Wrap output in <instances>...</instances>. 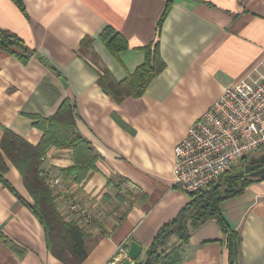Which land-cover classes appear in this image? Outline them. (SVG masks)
Returning a JSON list of instances; mask_svg holds the SVG:
<instances>
[{
  "label": "crops",
  "instance_id": "1",
  "mask_svg": "<svg viewBox=\"0 0 264 264\" xmlns=\"http://www.w3.org/2000/svg\"><path fill=\"white\" fill-rule=\"evenodd\" d=\"M168 1L172 7L159 28ZM0 0V28L19 35L34 55L24 63L0 47V139L9 128L38 144L32 115L47 117L70 99L78 133L97 155L96 169L77 181L69 147L52 146L44 172L66 182L90 217L69 215L66 195L53 189L57 209L89 234L81 264H114L131 241L141 261L160 226L189 197L173 177L174 149L225 87L264 73V0ZM116 28L129 47L112 54L100 35ZM93 39L98 63L80 52ZM156 39L166 68L139 98L117 101L98 80L107 68L123 81L146 61ZM6 178L33 204L16 166ZM223 215L241 236V263L264 264V178L223 202ZM178 264H229L226 235L215 218L191 231ZM174 235L171 243L177 242ZM123 250V252H121ZM0 264H77L47 246L36 214L0 181Z\"/></svg>",
  "mask_w": 264,
  "mask_h": 264
},
{
  "label": "trees",
  "instance_id": "2",
  "mask_svg": "<svg viewBox=\"0 0 264 264\" xmlns=\"http://www.w3.org/2000/svg\"><path fill=\"white\" fill-rule=\"evenodd\" d=\"M24 11L23 0H13ZM172 1H168L159 28L168 15ZM112 54H119L128 49L127 39L112 26H107L100 35ZM80 52L98 63V56L92 49L93 39H82ZM0 47L27 63L34 55V50L15 32L0 28ZM146 61L123 81L115 80L112 73L103 69L99 77L101 87L117 101L127 96L139 98L145 94L149 84L165 68L166 62L161 56L160 43L156 39L144 47ZM34 125L42 131L43 137L38 144H33L23 136L9 128H4L0 139V181L12 190L25 203L44 227L47 246L57 258L81 264L88 256L87 231L75 220H66L57 209L53 188L49 186L43 175L42 163L52 146L69 147L75 152V164L66 171L77 181L83 180L91 169H96L98 160L90 143L77 131L75 107L70 99H66L53 115L39 117L32 115ZM12 162L23 177L25 187L33 198V204L25 200L13 184L6 178ZM250 157H245L232 169L224 173L219 180L206 190H198L188 194V201L178 214L163 223L157 230L152 242L147 246L145 256L134 264H178L184 255L185 245L191 238V231L215 218L226 235L229 264L241 263V236L231 229L223 215V202L240 195L255 181L262 178L251 177L245 171ZM176 235L178 241L171 243Z\"/></svg>",
  "mask_w": 264,
  "mask_h": 264
},
{
  "label": "built area",
  "instance_id": "3",
  "mask_svg": "<svg viewBox=\"0 0 264 264\" xmlns=\"http://www.w3.org/2000/svg\"><path fill=\"white\" fill-rule=\"evenodd\" d=\"M263 149L264 73H253L225 87L212 107L190 126L175 146L173 177L187 194L203 191L243 158ZM43 175L51 188L65 193L70 217L90 218L63 179L46 171Z\"/></svg>",
  "mask_w": 264,
  "mask_h": 264
},
{
  "label": "water",
  "instance_id": "4",
  "mask_svg": "<svg viewBox=\"0 0 264 264\" xmlns=\"http://www.w3.org/2000/svg\"><path fill=\"white\" fill-rule=\"evenodd\" d=\"M245 171L251 177L264 178V149L259 155H253L245 165ZM137 241H131L127 251V257L114 264H132V260H137L141 256L143 247Z\"/></svg>",
  "mask_w": 264,
  "mask_h": 264
},
{
  "label": "rangeland",
  "instance_id": "5",
  "mask_svg": "<svg viewBox=\"0 0 264 264\" xmlns=\"http://www.w3.org/2000/svg\"><path fill=\"white\" fill-rule=\"evenodd\" d=\"M261 152H262V151H260V152H256L255 154H252V155H259Z\"/></svg>",
  "mask_w": 264,
  "mask_h": 264
}]
</instances>
